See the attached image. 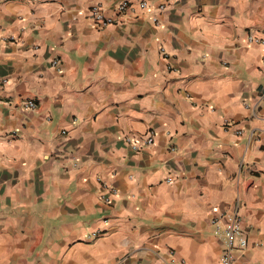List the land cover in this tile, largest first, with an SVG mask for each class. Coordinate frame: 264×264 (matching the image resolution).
Masks as SVG:
<instances>
[{
  "label": "crops",
  "instance_id": "obj_1",
  "mask_svg": "<svg viewBox=\"0 0 264 264\" xmlns=\"http://www.w3.org/2000/svg\"><path fill=\"white\" fill-rule=\"evenodd\" d=\"M263 93L264 0H0V264H264Z\"/></svg>",
  "mask_w": 264,
  "mask_h": 264
},
{
  "label": "built area",
  "instance_id": "obj_2",
  "mask_svg": "<svg viewBox=\"0 0 264 264\" xmlns=\"http://www.w3.org/2000/svg\"><path fill=\"white\" fill-rule=\"evenodd\" d=\"M140 7L142 9L146 8V2H141ZM128 7V3L126 1L119 4L116 8V12L118 14L123 13V11ZM160 11L164 9V6H160L158 8ZM90 19L98 28L106 27L113 23V19L111 17L105 16L104 12L102 11V7L99 3L93 4L89 9ZM3 42H7L6 39L2 40ZM249 43H258L260 40L254 36H248ZM52 65L54 67L58 66V61L53 60ZM261 98L264 99V93L261 95ZM25 107L29 109H35L36 105L33 101H29L25 103ZM16 137V132L10 133L8 136V140H12ZM125 141L129 143L130 147L134 151L140 150L142 147L150 146L153 143L152 136L147 137L142 143H134L131 139L126 138ZM167 184H170L171 181L167 179ZM109 194L111 196H115L117 194V190L110 188L108 189ZM106 204H109L111 201L108 197L102 198ZM229 222L227 225L221 227L218 225L217 219L212 220V224L216 226V233L219 238L222 240L223 249L220 255V264H233L236 255L238 252H241L243 249L247 247L248 239L246 235L243 233L240 227V218H239V204L238 202L235 204L234 208L232 209V213H230ZM96 234L92 235L93 237Z\"/></svg>",
  "mask_w": 264,
  "mask_h": 264
}]
</instances>
